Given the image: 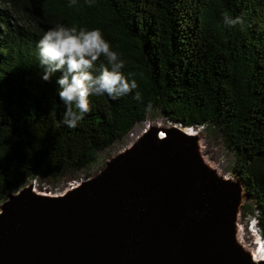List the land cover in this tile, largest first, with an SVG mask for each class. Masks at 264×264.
I'll return each instance as SVG.
<instances>
[{
    "label": "trees",
    "instance_id": "obj_1",
    "mask_svg": "<svg viewBox=\"0 0 264 264\" xmlns=\"http://www.w3.org/2000/svg\"><path fill=\"white\" fill-rule=\"evenodd\" d=\"M56 24L100 29L137 83L115 100L90 96L75 128L62 123L59 73L40 78L35 45ZM0 102V203L32 179L79 180L159 110L217 129L264 239V0H0Z\"/></svg>",
    "mask_w": 264,
    "mask_h": 264
},
{
    "label": "water",
    "instance_id": "obj_2",
    "mask_svg": "<svg viewBox=\"0 0 264 264\" xmlns=\"http://www.w3.org/2000/svg\"><path fill=\"white\" fill-rule=\"evenodd\" d=\"M170 121L67 196L9 190L0 264H253L231 243L235 189L208 178L189 147L198 138Z\"/></svg>",
    "mask_w": 264,
    "mask_h": 264
},
{
    "label": "clouds",
    "instance_id": "obj_3",
    "mask_svg": "<svg viewBox=\"0 0 264 264\" xmlns=\"http://www.w3.org/2000/svg\"><path fill=\"white\" fill-rule=\"evenodd\" d=\"M238 20L227 15L224 17L228 25H234ZM35 47L42 69L40 78L48 81L59 73L57 93L65 105L62 123L68 128L77 127L91 110L90 96L106 94L115 100L137 87L136 81L121 71L124 61L111 49L98 28L77 29L56 24L43 33ZM101 57L107 61L106 64L96 63ZM135 98L139 99V93Z\"/></svg>",
    "mask_w": 264,
    "mask_h": 264
},
{
    "label": "rangeland",
    "instance_id": "obj_4",
    "mask_svg": "<svg viewBox=\"0 0 264 264\" xmlns=\"http://www.w3.org/2000/svg\"><path fill=\"white\" fill-rule=\"evenodd\" d=\"M172 126V122L165 117L159 110H155L148 115L145 121L137 123L122 140L114 142L109 148L98 153L97 159L92 165L80 172L79 179L84 178L93 181L96 178L105 175L109 171V164L117 154L133 142H137L144 131L152 128H163ZM198 138L194 140L196 148L194 150L200 154L201 168L208 175L213 183L220 187H230L235 189L236 209L231 216L229 223V232L231 233L232 243L239 249L241 255L246 256L251 250H256L259 246L264 249V239L261 235L258 220L253 213L256 212V205L246 193L243 182L234 170L235 155L234 152L226 148L222 136L215 128L203 130L201 127H185ZM163 136V133L160 137ZM196 141V142H195ZM214 179V180H212ZM75 181L60 180L49 182L37 178L18 188L15 192L21 190H36L38 192L57 193L64 191ZM9 198V194L5 199ZM253 209V210H252Z\"/></svg>",
    "mask_w": 264,
    "mask_h": 264
},
{
    "label": "bare ground",
    "instance_id": "obj_5",
    "mask_svg": "<svg viewBox=\"0 0 264 264\" xmlns=\"http://www.w3.org/2000/svg\"><path fill=\"white\" fill-rule=\"evenodd\" d=\"M135 129V127H133ZM182 131L185 132L186 135L190 136V135H193L192 131H190L189 129H183L181 128ZM148 132L147 130L144 131V134ZM131 133H129V135H131ZM143 136V135H142ZM141 138V137H140ZM190 140V139H189ZM137 142H133L132 144H130L129 146H126L124 149H122L120 151V156L124 155V153H127L129 150H133L135 145H136ZM189 147H191V150L193 149V157L195 158V160L198 162L200 159V154H197L196 151L194 150V148H196L195 146L193 147L191 144H189ZM199 163V162H198ZM214 180V179H212ZM79 180L75 181L74 183H72L70 186H67L66 189H64V191H61V192H57V193H52V192H38L36 190H33V195L34 196H39L40 193L43 194V195H48V196H51V197H59V198H62L64 196H67L77 190H79L80 186H82L83 184H85L86 182H82V184H79L78 183ZM31 189V188H30ZM236 203L237 201L234 200L232 202V206H231V212H233L235 209H236ZM232 243V241H231ZM233 246H235L233 243H232ZM247 259L253 263V264H264V249L263 247L259 246L256 250H251L248 254H247Z\"/></svg>",
    "mask_w": 264,
    "mask_h": 264
}]
</instances>
